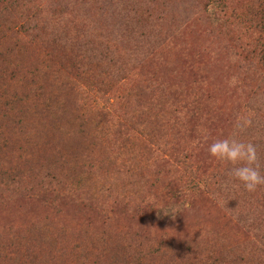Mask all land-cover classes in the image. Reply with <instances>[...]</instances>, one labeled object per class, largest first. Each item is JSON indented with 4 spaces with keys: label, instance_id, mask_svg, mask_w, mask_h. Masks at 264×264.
I'll return each mask as SVG.
<instances>
[{
    "label": "rangeland",
    "instance_id": "obj_1",
    "mask_svg": "<svg viewBox=\"0 0 264 264\" xmlns=\"http://www.w3.org/2000/svg\"><path fill=\"white\" fill-rule=\"evenodd\" d=\"M257 7V0H0V94L24 131L0 154L6 169L20 162L19 186L0 187V242L16 233L31 243L28 229L46 224L54 236L64 231L60 247H42L57 264L74 261L67 255L76 246L84 264H124L126 243L128 264L139 244L140 264H264V185L246 191L233 166L208 152L217 139L251 142L264 175V70L251 55ZM95 102L109 121L155 114L159 105L164 126L128 146V135L118 140L109 123L95 127ZM91 104L81 137L69 118ZM42 107L50 114L36 115ZM54 116L64 117L55 132ZM154 146L163 154L151 157ZM169 150L209 176L211 189L190 193L177 183L190 174L162 163ZM133 152L141 157L128 177ZM51 178L65 182L64 198L48 208L31 185ZM168 181L187 203L166 222L149 206L163 202Z\"/></svg>",
    "mask_w": 264,
    "mask_h": 264
},
{
    "label": "trees",
    "instance_id": "obj_2",
    "mask_svg": "<svg viewBox=\"0 0 264 264\" xmlns=\"http://www.w3.org/2000/svg\"><path fill=\"white\" fill-rule=\"evenodd\" d=\"M257 4H258V7H257L258 10L256 12L257 36L253 39L251 55L254 56L255 63L258 66L262 67L264 70V0H257ZM5 19H6L5 21H9L10 18H7L6 16ZM10 22H12L11 19H10ZM9 32L11 31L9 30ZM0 57H2L1 53H0ZM117 73H119L118 70H117ZM3 96L4 94H0V154L2 155H3V151L7 149L9 138L12 135L14 134L23 135L24 134L23 122L21 121V117L19 115L13 114V110H14L13 105L10 104L11 102L2 100ZM125 97H128V95ZM125 97L118 96L116 97V100L121 103V101ZM157 107H158L157 112L155 114L151 111V109H148L146 110L144 114H140L137 117L132 115L130 119H126L125 116L122 114V115H116L115 120L113 119L109 121L108 116L110 117L112 116L110 114V111H105L106 108L103 104H102V107H99L98 102H95V107L93 108L96 109V114L94 116L100 119V121L98 123L94 121L95 120L94 119L93 124L95 125V127L98 128L101 122L109 123V125L107 126H112L111 128L112 130L113 128L117 129V135H119L118 140L125 141V137L128 135V146H129V144L132 141H134L133 139L137 136L138 133L142 135V133H144L145 131H149L148 135H152L150 131L152 129H155L154 128L155 124L158 123L160 127L164 126V122L158 116V115H161L159 111H162V109H160L159 105H157ZM42 108H43V111H46V112L38 111L37 113L35 112L34 113L36 115L50 114L48 109L45 110L46 107H42ZM91 110H92V104L90 105V107H87L84 110H82V112L75 111L73 113L74 117L69 118L71 125H75V124L78 125V130L80 132L81 137L87 134L85 132V127H87L89 123L88 117L90 116ZM52 118L54 119L51 121V123H52L53 131L55 132V130L59 127V124L63 120L60 118H64V117L54 116ZM166 123L168 122H165V124ZM94 139H96V137L91 138V141H92L91 144H93ZM137 140L138 138L135 139V141ZM49 142H51V140H49L47 143L45 142L43 145H47L49 144ZM150 153H151V157H153V155L157 153H160L161 155L163 154V152L160 151V148L157 146H154L152 149H150ZM166 156L167 157L165 159L161 160L162 163H165L168 165L169 163L173 164L174 162L175 166L172 165L171 167H175V168L177 167L178 169H182V171H184L185 173L190 174V176L186 179V181H185V178L187 176L185 175H181L178 181L174 178L177 183L179 182L181 185H185L184 186L185 189H190V193H193L195 190L196 191H201V190L208 191L209 189H211L210 188L211 183H209L210 182L209 176H206L203 172H201L199 167H194L193 164L188 161H181V160L176 161L175 159L176 156L175 154H171V150L168 151V154ZM138 157L140 158L141 156H138V154L135 152L131 153L130 156L128 157V165L131 168V170H128V177H131L129 173H133L137 171L138 164H135L133 160H136V158ZM1 163L4 165V162H1ZM19 163L20 162H16L15 164H13L12 162H10L8 164L7 169L4 167L6 165L4 166L0 165V187L2 186L4 189H7V187L9 186L14 187L15 185H18L20 183L19 181L14 179V177L19 174L17 173V170L20 165ZM70 171L72 172L73 168H71ZM73 177L76 178L75 176ZM77 179L78 181L83 180L81 176L77 177ZM54 180L56 179L51 178L50 181L47 182V185L45 186L42 185L37 189H34V187L31 185V191L33 189L32 191L33 195L37 196V197H32V198L40 202L42 201V204L48 208H51L49 207L51 205V201L56 202V201H59L60 199L63 200L64 198V197H61V195L65 187V182L62 180H56L54 184L53 182ZM190 183H192L191 187L189 186ZM171 186H173L172 181H168L164 189L162 188L163 192H165L164 198L167 199V201L164 200L163 198V202H160V203L157 202L159 203V205L149 206L150 209L152 210V215L153 216L155 215L154 216L155 219L157 218L160 221L167 222V221L177 218L178 216L181 215V212H183L186 206V203H187L186 199L184 198V194H182L184 191L174 190ZM67 193H68V196H75L76 190H69ZM23 196H25V194H23ZM4 198L3 196L0 195V201H3L2 199ZM125 207L122 209V213L124 215L127 212V209ZM161 209H163V211L165 212L178 210V213L175 214V216L173 217L172 214L165 215ZM139 211L142 212L143 210L139 209ZM28 232L30 234L34 233L33 234L34 241H32L31 243L23 242L22 240L23 238H19L16 233L11 234L10 239L7 240L6 242L4 243L0 242V261H2L3 264H30V263L35 264L43 258L44 264H57L56 259H52L51 261H49L45 258V256L43 255L44 251L42 247H46V246L60 247L62 245L61 243L63 242L61 237L64 231L60 229L59 232H57L54 236V233L51 232L49 225L42 224L40 226H33L32 231H29L28 229ZM40 237L42 240L50 244H45L43 242H40L39 241ZM140 246L141 245L139 244V246L134 247L135 249H137V251L132 258L133 259L132 262L130 261L131 264L132 263L140 264L138 262L142 261L143 257L141 256V251L138 250V247ZM76 247L74 249H71L70 251L71 254L67 255V256L73 255L74 257V261H72L69 264H84V262L81 261V259H83L84 257H81L77 254L78 252L75 250ZM122 247L124 249V253H123L124 254V264H128V248H130V245L126 243V245L123 244ZM62 251H64L63 248L58 249L57 254H60ZM208 261L210 260L203 259L201 264L207 263Z\"/></svg>",
    "mask_w": 264,
    "mask_h": 264
},
{
    "label": "clouds",
    "instance_id": "obj_3",
    "mask_svg": "<svg viewBox=\"0 0 264 264\" xmlns=\"http://www.w3.org/2000/svg\"><path fill=\"white\" fill-rule=\"evenodd\" d=\"M249 120L244 119L243 124L247 125ZM238 127L241 125L238 123ZM211 157L220 162L231 164V176L239 181L248 192H253L258 186L264 185V175H261L257 164V152L251 142H243L234 138L217 139L208 147ZM163 211V209H161ZM165 215L172 214L173 217L178 210L163 211Z\"/></svg>",
    "mask_w": 264,
    "mask_h": 264
}]
</instances>
